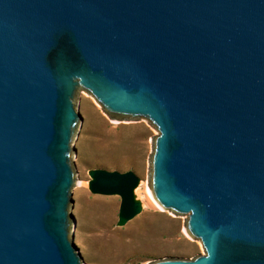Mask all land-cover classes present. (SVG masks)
I'll use <instances>...</instances> for the list:
<instances>
[{
	"label": "water",
	"instance_id": "water-1",
	"mask_svg": "<svg viewBox=\"0 0 264 264\" xmlns=\"http://www.w3.org/2000/svg\"><path fill=\"white\" fill-rule=\"evenodd\" d=\"M80 90L159 133L149 192L206 255L150 264H264V0H0V264H82ZM88 175L142 212L133 171Z\"/></svg>",
	"mask_w": 264,
	"mask_h": 264
},
{
	"label": "rangeland",
	"instance_id": "rangeland-1",
	"mask_svg": "<svg viewBox=\"0 0 264 264\" xmlns=\"http://www.w3.org/2000/svg\"><path fill=\"white\" fill-rule=\"evenodd\" d=\"M82 122L72 143L76 183L71 189V238L82 264H150L165 259L192 260L206 255L200 240L184 229L187 216L174 215L150 203L148 186L152 137L158 131L146 119L113 121L95 99L82 90L75 105ZM91 169L133 171L141 189L135 195L142 212L124 227H117L120 198L91 194Z\"/></svg>",
	"mask_w": 264,
	"mask_h": 264
},
{
	"label": "bare ground",
	"instance_id": "bare-ground-1",
	"mask_svg": "<svg viewBox=\"0 0 264 264\" xmlns=\"http://www.w3.org/2000/svg\"><path fill=\"white\" fill-rule=\"evenodd\" d=\"M140 189H141V186L136 190V193H138L140 191ZM144 193H145L146 200H148L150 203H154L155 205H157L156 202L153 200L150 192H149L148 186L145 187Z\"/></svg>",
	"mask_w": 264,
	"mask_h": 264
}]
</instances>
